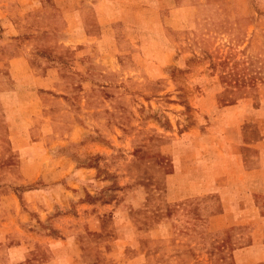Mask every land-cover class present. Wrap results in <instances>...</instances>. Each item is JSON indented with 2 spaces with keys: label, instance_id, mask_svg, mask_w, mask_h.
Returning <instances> with one entry per match:
<instances>
[{
  "label": "rangeland",
  "instance_id": "1",
  "mask_svg": "<svg viewBox=\"0 0 264 264\" xmlns=\"http://www.w3.org/2000/svg\"><path fill=\"white\" fill-rule=\"evenodd\" d=\"M3 1L8 3L0 6V28L3 37L11 39V54L22 52L23 36L34 29L46 26L50 33L44 35L49 42L46 50L31 55V71L25 79L29 84L14 88L11 77L6 79L9 73L0 74V181L6 180L0 183L1 191H21L33 186L34 183L17 185L18 178L33 173L39 159L89 160L98 163L105 177L112 180L107 191L101 193L102 198L112 199L121 188L142 190V197L135 201L139 206L132 208L128 216L141 227H152H148L147 232L157 241H151L147 250L141 243L133 242L116 255L121 257L118 264H162L161 257L171 255L173 250L176 254L178 250L186 254L183 264H194L195 255L217 253L221 246L215 241L210 244L215 233L202 229V246L194 250L196 246L190 245L194 240L192 227L180 232L176 228L170 238L166 236V241H162L161 226L143 216L162 204L163 183L154 177L161 178L172 168L176 176L182 172L185 178L191 167L196 169V176L204 177L242 166L230 159L226 161L225 156H215L212 161L208 157L200 165L189 166L183 162L180 165L178 144L189 148L186 157H199L200 150H207L204 149L207 143L215 138L213 135L218 136L215 140L230 136L231 131L226 127L233 123L238 125L237 118H230L231 111L244 109V117L239 118L238 125L243 140L256 141L264 134V0H207L206 5L200 0ZM186 2L192 6L182 5ZM4 16L25 20L22 26L26 34L20 35L13 21L3 19ZM251 29L257 30V35L247 42L246 35ZM70 30L78 34L70 37L71 41L67 39ZM34 75L56 82L55 90L65 93L66 100L52 98L49 101V97H45L42 109L39 95L35 93L45 91V87L31 85ZM242 96L251 98L240 101ZM49 106L59 109L53 119L46 114ZM40 110L42 112L35 115ZM195 116L203 134H184L178 138V132L193 124ZM36 122L57 123L61 129L71 128L73 124L82 127L77 129L75 141L67 140L68 134L59 132L54 138L56 142L51 144L45 137L39 144L32 142L39 139L32 126H36ZM208 125L214 127L211 128L214 133L208 132L205 128ZM25 128L29 129V134L16 142L14 137ZM232 132L237 134L235 130ZM93 141L104 142L112 150L107 154L84 156L85 146ZM167 142L173 145V160L159 150L160 145ZM23 159L26 162L20 166L19 161ZM254 164L252 162L251 167ZM117 171L129 176L123 185L118 184L123 181L120 178L113 179ZM262 174L264 176V169L250 170L251 177ZM250 180L253 187L264 184L261 180ZM186 184H190L191 190L200 188L193 180ZM186 184L175 179L169 193L176 194L179 187L185 188ZM209 184V181L201 182L203 190ZM170 210L177 219V203L171 205ZM236 231L239 229L216 232L215 239L220 241ZM240 231L247 232L246 229ZM17 232L0 228V237L5 234L15 241L20 236ZM82 235L96 242V247L107 240L100 239L102 235L97 233ZM139 237L143 238L142 234ZM42 252L47 255L46 251ZM256 252L255 255L262 258L257 264H264V245ZM197 264L233 262L207 259Z\"/></svg>",
  "mask_w": 264,
  "mask_h": 264
},
{
  "label": "crops",
  "instance_id": "2",
  "mask_svg": "<svg viewBox=\"0 0 264 264\" xmlns=\"http://www.w3.org/2000/svg\"><path fill=\"white\" fill-rule=\"evenodd\" d=\"M200 1L204 5L207 4V0ZM7 3L8 1L0 0V6ZM182 5L192 6L187 2ZM5 18L13 21L15 29L20 35L26 34L22 26L25 20L11 16H4L3 19ZM1 19L2 14L0 13ZM208 19L210 18L208 17ZM25 26L27 27L26 24ZM40 27L34 29L29 35L23 36L22 45L24 48L19 54H11L9 47L11 39L3 37V31L0 28V74L9 73L8 76L6 75V79L11 77L14 88L29 84L25 79L26 74L31 71V55L47 48L49 42L44 35H49L50 30L46 26ZM76 33L75 30H70L67 32V39L70 40V37L78 35ZM256 35L257 30L251 29L246 35L247 42ZM31 81V85L37 88L40 85L45 87V91L35 93L39 95L37 97L38 101L41 102L42 109L45 97H49V101L52 98L56 101L66 100L65 93L55 90L56 82L47 80L45 76L34 75ZM250 98L251 96H242L240 101ZM233 107H237V104ZM244 110L231 111L230 118H237L238 125L240 124L239 118L244 117ZM41 112L42 110L36 111L35 115ZM47 113H49L50 119H53L59 113V109L49 106ZM238 125L234 126L233 123L231 127L230 124L229 127H226L227 131H231L228 138L215 140L218 136L213 135L215 138L213 137V140L207 143V147L204 148L207 150H200L199 157L196 155L194 158L186 157V149L189 148L182 146L181 143L178 144V162L180 165L182 162L189 166L198 163L200 165L203 159L208 157L212 161L215 156H225L226 161L230 159L242 165L240 169H229L222 174L212 173L200 177L196 176V169L191 167L188 168L184 178L182 172L176 176L175 170L172 168L163 173L161 178L159 176L158 178L154 177L163 183L162 204L155 210L147 211L143 219L152 220L156 225L161 226L162 241H166V236L170 238L176 228L180 232L181 229L187 230V227H192L194 240L190 245L196 246L194 250H200L199 247L202 246L200 236L202 229H207L212 234L215 233L210 244L215 241L214 243L223 249L217 253L209 252V254L195 255L193 257L194 264H197L199 260L207 261V259L222 262L230 261L233 264H247L248 262H250L249 264H255V262L257 264L262 259L255 254H257V248L264 245V184L253 187L250 179L264 182V176L262 174L261 177H251L250 170L262 171L264 169V134L256 141L247 142L243 140L242 131ZM32 126L33 131L39 136V139L32 140V142L39 144L45 137L50 140L51 144L56 142L54 138L58 136L59 132L68 134L67 140L75 141L76 131L82 127L79 124H73L71 128H62L63 131L57 123L43 125L36 122V126ZM201 127L196 118L195 122L187 125L182 133L178 132V138H182L184 134L202 135L204 130ZM205 128L209 129L210 134L214 133L213 126L208 125ZM232 130H235L237 134H234ZM27 134H29V129L25 128L14 137V140L20 142V139H25ZM85 149L84 156L107 154L112 150L108 144L106 145L101 141L89 142ZM172 149L173 145H168V142L162 143L159 147L163 156H171L173 160ZM25 162V159L20 160V166ZM252 162L255 163L253 167H251ZM35 163L34 172L20 175L18 178L20 183L17 184L34 183L33 186L25 187L21 191L9 189L6 192L1 191L2 187H0V228H12L20 234L15 241H11L12 238L5 234L0 237V264H95V262L98 264H118L121 257L116 255L127 250V247L133 242L141 243L144 250L148 249L151 241L157 242L155 237L147 232L148 227L150 229L152 227L149 225L141 227V224L135 222L133 217H129L132 208L139 206V204H135V201L137 197H142L140 196L142 191L140 188L117 189L115 197L112 199L106 197L105 199L101 197V193L107 191L112 180L105 177L106 174L100 170L98 163L73 157L62 159L48 157L45 160L39 159ZM116 178L123 180L118 182L119 185H123L128 181L129 176H123L117 171L113 179ZM175 179L181 180L185 184L186 181L193 180L195 185L198 182L200 188L194 187L192 188L194 190H191L190 184H186L185 188L179 187L176 194L174 192L169 193V186ZM5 181L2 180L0 183ZM203 181L210 182L208 188L204 190L201 186ZM172 189L174 188L172 187ZM89 196L94 200H87ZM123 197L127 198L123 200ZM175 203L178 207L177 219L171 215L170 210L171 205ZM141 205L144 204L141 202ZM185 214H191L193 218L186 215L187 219ZM132 229L136 231L132 233ZM236 229L239 231L231 232L230 237L227 235L225 239L222 238L220 241L215 239L218 237L216 232L219 234L224 230L235 231ZM241 229H246L247 232L244 233V231H240ZM80 230L83 232H79ZM87 232L97 233L102 235L100 239L107 238V240L99 243L96 247V242L91 241L86 237L87 235H82ZM139 234H142L143 238L140 239ZM43 250L47 252V255L43 254ZM178 252L176 254L173 250L171 255L166 254L161 257L162 264H174L175 262L183 264L186 260V254L180 250Z\"/></svg>",
  "mask_w": 264,
  "mask_h": 264
}]
</instances>
